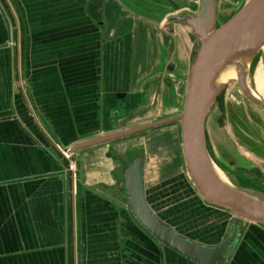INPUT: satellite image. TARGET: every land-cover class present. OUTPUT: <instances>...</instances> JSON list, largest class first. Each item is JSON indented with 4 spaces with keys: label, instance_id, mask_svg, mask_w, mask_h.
Returning <instances> with one entry per match:
<instances>
[{
    "label": "crops",
    "instance_id": "1",
    "mask_svg": "<svg viewBox=\"0 0 264 264\" xmlns=\"http://www.w3.org/2000/svg\"><path fill=\"white\" fill-rule=\"evenodd\" d=\"M176 37L116 0H0V264H190L108 195L118 144L70 157L76 181L64 158L177 97ZM229 264H264V228L247 226Z\"/></svg>",
    "mask_w": 264,
    "mask_h": 264
},
{
    "label": "water",
    "instance_id": "2",
    "mask_svg": "<svg viewBox=\"0 0 264 264\" xmlns=\"http://www.w3.org/2000/svg\"><path fill=\"white\" fill-rule=\"evenodd\" d=\"M116 1L131 15L162 26L172 35L175 27L190 30L189 65L188 68L180 67L186 70L185 76L181 77L185 83L182 110L176 115L77 143L67 155L73 157L178 124L186 174L196 195L206 206L231 216L220 242L206 245L184 237L153 212L145 197L144 157L138 158L126 172L124 195L117 191L108 195L125 207L137 227L163 249L190 264H229L247 226L264 228V192L253 188L264 186V177L257 183L250 170L258 169L238 166L235 171L250 177L253 182H237L236 186L224 183L216 174L214 166L219 167L207 149L206 123L217 100L220 99L222 106L224 104L223 92L228 84L220 83V77L228 68L236 71L241 94L264 111V103L250 93L247 85L264 47V0H248L237 11H231L224 21L221 20L224 15L219 16V9L224 7L222 0H199L193 8L183 7L173 0H153L155 5L164 7L162 10L148 9L135 0ZM169 3L170 9L167 8ZM174 71V63L166 69L168 74ZM165 84L171 87L169 79ZM117 98L123 99L124 95ZM222 120L220 116L219 124ZM228 162L230 166L235 164L234 160Z\"/></svg>",
    "mask_w": 264,
    "mask_h": 264
},
{
    "label": "rangeland",
    "instance_id": "3",
    "mask_svg": "<svg viewBox=\"0 0 264 264\" xmlns=\"http://www.w3.org/2000/svg\"><path fill=\"white\" fill-rule=\"evenodd\" d=\"M135 1L148 9H164L163 6L155 5V2H152L153 0H150L151 2L149 1V3L147 0ZM173 1L178 5L190 8L199 3V0ZM247 1L222 0L221 5L224 7L219 9V16L224 15V18H221V20H226L228 18L226 16L231 11H237ZM186 11L191 12L190 10ZM174 34L178 39V47L182 51H186L184 56H189L192 50V43L189 40L190 30L175 27ZM261 53L257 57L260 60L253 76L248 78L247 85L257 94L264 97L263 49ZM185 74L186 72L182 73V77ZM184 89L185 83L179 84L176 90L177 97L168 96L165 102H162L156 96L153 101L151 115L147 118L130 122L122 127L136 126L180 113ZM223 95L225 101L223 111L225 122L223 128H218L216 125V118L220 114L217 103L213 106L206 123L208 141L212 148L211 158L218 166H223L224 168L228 166L230 173H235V168L238 166L258 169L260 171V175L256 177V182L258 183L264 177V114L258 106L251 103L241 94L236 83L230 84L223 92ZM118 145L130 149V157L137 154L146 155V191L148 198L152 204L154 202V206L157 208L156 211L166 223L171 225L175 231L202 244L216 245L220 242L221 234L223 235V233L217 237L213 236L214 238H210L211 236L208 233L217 229L222 232L231 216L206 206L196 195L186 174L181 149L180 126L178 124L147 133ZM89 151L92 152V150ZM230 160L235 161L234 166H230L228 162ZM217 170L224 177L226 176L225 179L227 181L236 186L238 180L225 175V173L223 174L219 168ZM253 188L264 192V186H254ZM216 211L223 214L219 215L220 213ZM206 237L208 239H205Z\"/></svg>",
    "mask_w": 264,
    "mask_h": 264
},
{
    "label": "flooded vegetation",
    "instance_id": "4",
    "mask_svg": "<svg viewBox=\"0 0 264 264\" xmlns=\"http://www.w3.org/2000/svg\"><path fill=\"white\" fill-rule=\"evenodd\" d=\"M168 9L172 8V6L170 5L169 3V6H167ZM225 102V101H224ZM217 107H218V110H219V115L218 117L216 118V125L218 128H223V124L225 122V115L223 113L224 111V104L223 106L221 105L220 103V99L217 100ZM220 116L223 117V120H222V123L219 124V118ZM169 117V116H168ZM165 118V117H164ZM162 119V118H161ZM206 142H207V149H208V152L210 154V156H212V148H211V145L208 141V135H207V130H206ZM121 146H118L115 148V151H112V152H109V156L112 157L111 161L115 164V169H116V176L120 182V189H115L113 190L112 192H119L121 193L122 195H124V176L126 174V172L129 170V168L132 166V164L138 159V158H141V157H144L145 158V162H144V188H145V197H146V200L150 206V208L153 210V212H155V214L159 217L160 214L156 211L157 208L154 206V202L153 204L151 203V200H149L148 198V193L146 191V163H147V157L146 155H143V154H137L133 157H130L129 156V153L131 152L130 149L128 148H124V147H121ZM133 150V149H132ZM218 166V165H217ZM231 166H234V163H231ZM220 168V170L225 173V175H229L231 177H233L234 179L238 180V182H245L246 184H250L252 183L253 181L251 180L250 177H244V175L240 172H235V173H230V168H224L223 166H218ZM242 172V171H241ZM251 174L252 175H255V177H257L258 175H260V172L259 171H255V170H250ZM102 190H105L104 188H102ZM105 191H108V190H105ZM165 222V221H164ZM228 222V221H227ZM226 222V223H227ZM166 223V222H165ZM168 224V223H166ZM169 225V224H168ZM171 226V225H170ZM172 227V226H171ZM173 228V227H172ZM174 229V228H173ZM225 229H226V226H225ZM175 230V229H174ZM177 232V231H176ZM225 232V230H224ZM223 232V233H224ZM180 234V233H179ZM224 235V234H223ZM222 235V236H223ZM222 238V237H221Z\"/></svg>",
    "mask_w": 264,
    "mask_h": 264
},
{
    "label": "bare ground",
    "instance_id": "5",
    "mask_svg": "<svg viewBox=\"0 0 264 264\" xmlns=\"http://www.w3.org/2000/svg\"><path fill=\"white\" fill-rule=\"evenodd\" d=\"M264 50V47L262 48ZM261 49V50H262ZM258 71V70H257ZM261 71V70H260ZM238 81V76L237 73L234 69L228 68L226 69V71H224L220 77V83H225L228 84V86H230V84L232 83H236L237 84ZM248 83V82H247ZM227 86V87H228ZM248 89L250 90V93L254 96L257 97L258 99H260L263 103H264V97H262V95L257 94L254 90L250 89V86L248 87ZM264 114V111L258 107ZM214 170L216 172V174L218 175V177L226 184H229V181H227L225 179V177L221 174V172L219 170H217V168L214 166Z\"/></svg>",
    "mask_w": 264,
    "mask_h": 264
},
{
    "label": "built area",
    "instance_id": "6",
    "mask_svg": "<svg viewBox=\"0 0 264 264\" xmlns=\"http://www.w3.org/2000/svg\"><path fill=\"white\" fill-rule=\"evenodd\" d=\"M64 158L67 161V172L70 174V178H72L73 181H76L77 180L76 164L70 160V157L67 154L64 155Z\"/></svg>",
    "mask_w": 264,
    "mask_h": 264
}]
</instances>
